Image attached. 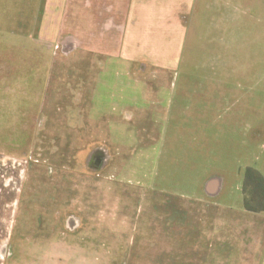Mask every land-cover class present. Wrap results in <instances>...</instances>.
Returning <instances> with one entry per match:
<instances>
[{
	"label": "rangeland",
	"instance_id": "1",
	"mask_svg": "<svg viewBox=\"0 0 264 264\" xmlns=\"http://www.w3.org/2000/svg\"><path fill=\"white\" fill-rule=\"evenodd\" d=\"M80 1L71 0V17L57 21L54 33H39V86L25 75L24 85L7 86L6 95L0 90V99H9L0 101V108L7 106L0 116V264H264V219L236 213L223 223L216 210L205 211L173 194L200 197L202 179L214 174L227 177V193L217 201L227 205L233 199V210L243 209L244 170L230 178L224 133L218 128L225 107L217 113L219 125L203 122L200 128L209 129L199 134L195 114L207 102L200 101L202 96L226 92L240 99L242 109L258 115L263 138L257 152L264 158V0L250 1L248 20H241L244 30L238 11L230 22L200 20L193 28L188 20L179 68L169 73L147 69L144 76L106 56L99 65L90 53L64 57L60 45L67 40L100 48L118 42L111 30H100L94 7L87 23L83 20ZM118 76L135 80L130 86L134 93L149 86L174 94L179 115L173 111L175 124L163 129L164 140L158 142L163 148L148 153L109 148L125 129L111 118L97 117L90 99L101 94L99 89L104 94L124 91L119 79L114 81ZM143 79L144 86L139 84ZM183 94L191 95L190 103L182 104ZM182 110L190 116L181 117ZM133 135L140 139V133ZM98 146L107 154L102 157L105 167L90 160ZM119 153L135 159L128 169L136 180H144L149 170L151 189L124 180L128 169L119 177ZM149 156L151 164L144 165Z\"/></svg>",
	"mask_w": 264,
	"mask_h": 264
},
{
	"label": "crops",
	"instance_id": "2",
	"mask_svg": "<svg viewBox=\"0 0 264 264\" xmlns=\"http://www.w3.org/2000/svg\"><path fill=\"white\" fill-rule=\"evenodd\" d=\"M250 1L96 0L92 2L91 0H81L80 11L83 20L87 23L88 11H92L94 7V18L100 30H111V36H117L118 42L111 47L103 46L100 48L98 45L76 44L75 41L67 40L60 45V48L64 52V57H69L75 52L84 53L85 57L88 53L94 54L97 65L103 62L101 58L105 56L110 60L124 61L128 64V69H134L137 73H142L143 76L147 69L150 71V69L156 67L165 69L168 73L171 70L174 72L179 68L181 58L185 52V40L190 28V25L185 26L188 20L193 22L192 27L195 28L196 22L200 20L229 21L232 13L238 11L240 13L238 15L239 28L244 30L247 27L245 24L242 26L241 20H248L251 10V8L249 9ZM17 2V0H0V90H3L5 95L8 91L7 86L24 85L25 75L26 79L31 80V84L36 85L37 83L39 86V51L41 48L39 33L41 30L45 32L47 30L49 34H52L59 26L56 23L57 21L61 20L63 22L66 18L68 19V16L71 17V0H19L18 9L16 8ZM254 12L258 16L256 11ZM92 14L94 13L92 12ZM105 27L107 28L105 29ZM222 28L225 29L224 24ZM60 33L61 29H59L57 35L59 36ZM83 36L87 37L88 33L85 31ZM59 39L58 37L54 45L59 44ZM43 49L52 52L50 47H43ZM84 62L87 63V59ZM82 64L84 65V63ZM79 67L85 68L82 65ZM117 79H119V84H122L125 88L124 91L119 89L111 94H104L103 89H99L101 94L94 93L95 95L90 99L92 102L90 103V109L95 110L97 117L111 118L112 123L114 122L120 127L123 126L125 129L116 133L111 142L112 144L108 145L109 148H138L143 149L145 153L159 146L163 148V143H158L160 140H164L163 129L170 126L171 123L175 124L171 120L173 111L177 110L179 115V104L174 103V94L167 91H152L149 86H147V89L144 88L141 93H134L130 87L135 82L133 78H120L118 76L114 81H117ZM173 79L177 80V77H172L170 82ZM146 81L143 79L141 82L139 81V84L144 86ZM228 81L225 78L224 84ZM148 82H151V80ZM36 89V95L39 98L40 91L38 88ZM194 94L197 95V93ZM180 96L183 99L182 104L184 102L190 103V94ZM7 100L9 99L6 96L4 99H0L1 102H7ZM239 100L230 93L226 94V92L208 95L206 99L205 96H202L200 101L207 102L200 103L202 109L195 114L199 122V128L194 130L199 134L202 131H208L209 126L219 125L220 115L218 116L217 113L222 110V107H225L224 120L220 119L222 126L218 128L222 129V133H224V146L228 151L226 153L227 164L231 166V170L228 171L230 178L236 177L237 179L242 170L247 167L256 169L264 178V158L262 159L257 152L260 145H262L259 143L263 138L262 127L259 126L258 115L248 114L247 111L242 109ZM0 109L2 110L0 116H4L7 113V106L5 105V108ZM81 110H84V106H81ZM180 115L184 118L190 116L189 112L184 110ZM203 122H207L208 127L200 128ZM203 126H206V124H203ZM136 133L141 134L140 139L133 135ZM133 140H135L134 145H130ZM141 141L145 144H138ZM97 148L99 150L93 153L90 160L94 159L95 166L101 164V167H105L107 162L103 161L102 157L107 154H104L102 147L98 146ZM122 155L119 153L117 163H115L118 166L116 170L119 177L120 174L125 175L127 173L126 169L128 167L131 166L133 169L134 164H136L133 156L128 158L131 155H128V157ZM124 157H126V162L121 161ZM155 159L156 157H154ZM142 161L144 165L152 162L150 156L148 158L144 157ZM121 168H124V171L120 173ZM124 177H126L124 178V180L127 179L126 181H133L138 185L141 184V186L151 189L149 184L152 178L149 170L147 175L144 174L142 178L144 180H136L131 171ZM226 180L227 177L209 174L200 183V197L199 195L191 196L179 193L180 191L173 194L179 197L181 201L199 205L205 211L216 210L219 220L225 223L233 220V214L250 213L245 211L244 208L242 211L233 210L231 205L233 199L227 205L222 203L223 201H217L219 197L227 193ZM159 192L165 191L161 189ZM250 214L253 217L264 219L256 213ZM262 214L264 215V213Z\"/></svg>",
	"mask_w": 264,
	"mask_h": 264
},
{
	"label": "trees",
	"instance_id": "3",
	"mask_svg": "<svg viewBox=\"0 0 264 264\" xmlns=\"http://www.w3.org/2000/svg\"><path fill=\"white\" fill-rule=\"evenodd\" d=\"M243 208L250 213H264V178L254 168L247 167L243 177Z\"/></svg>",
	"mask_w": 264,
	"mask_h": 264
}]
</instances>
